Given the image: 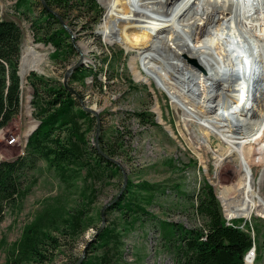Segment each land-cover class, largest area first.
Returning a JSON list of instances; mask_svg holds the SVG:
<instances>
[{"label": "rangeland", "instance_id": "rangeland-1", "mask_svg": "<svg viewBox=\"0 0 264 264\" xmlns=\"http://www.w3.org/2000/svg\"><path fill=\"white\" fill-rule=\"evenodd\" d=\"M14 2L15 0H0V16L14 20L22 29L20 58L23 47L30 43L34 46H42L38 52L45 55V59H43L44 66L42 65L41 71L31 69L26 72L24 79L20 76L19 111L7 126L0 129V161L12 160L24 153L26 136L31 131H29V127L35 126L38 121L32 115V88L27 79L29 73L34 72L37 76L62 83L65 71L81 56L83 65H88L91 67V71L97 72L100 84H96L92 76L88 75L84 79V84L68 81V85L79 93L86 106L98 110L100 134L109 133L115 129L121 130L124 140L122 151L126 157H116L115 159L126 172L127 180L130 178L133 183L145 181L156 185L157 188L152 203L146 206L151 216H148L143 224H137L135 229L124 238L123 254L128 264H176L173 251L168 250L162 241L159 220L180 223L185 228L200 226L202 219L194 212L192 202L204 182L212 185L227 223L240 218L252 221L253 216L264 220L260 215L254 213L249 217H231L225 213L219 193L225 184L238 178L242 169L239 157L230 154L217 165V157L222 153L223 148L227 149V145L220 141L219 136L203 128L197 121L185 122L184 119L187 118H183V112L179 108V104L182 103L179 102L178 107L173 105L168 91L159 81L160 87L152 79L149 84L135 81L130 63L139 53V49L135 46L137 41H135L136 39L129 41L131 38H127L126 35L116 37L115 40H108L110 35H114L122 26H112V13L106 10L103 3L98 0L103 14L100 22L94 28V36L75 40V54L68 61L59 62L49 57L53 51L50 44L45 45L33 41L30 23L14 13ZM33 8L35 12L38 11L36 6ZM204 10L205 12L201 10L202 14L207 15L208 10L205 8ZM220 10H222L221 7H216V11ZM192 16H196V19L199 20L201 13L193 11ZM122 29L124 28L122 27ZM252 35L260 51L264 54V37L255 33ZM222 37H224L223 44L218 40L208 49L216 59L219 55L228 60L227 64H231L238 57L241 47L234 42L233 37L227 38L224 35ZM258 38L263 39V42ZM20 58L18 74H20ZM250 58L248 56L249 60ZM255 68L258 76L264 79V65H255ZM138 69L139 71L144 69L141 61L138 64ZM223 72H209L211 76L204 79L206 81L204 87L198 88L196 91L187 84L186 72L172 73V78L179 87L176 89L181 90L184 94L190 92L197 99L198 110L202 111V116L198 115V117L204 119L203 122L209 126V129H213L212 126L218 124L216 119L207 118L213 115L205 114L207 111L205 106L208 104L214 106L216 103L212 100L220 98L219 94L222 90L220 86L227 85L231 75L221 81L219 77ZM246 81L245 77L243 83H239V85L237 82L232 85L228 83L232 86L230 89H232L234 100H230L232 97H229L226 99L227 101L224 100L220 105L216 104L215 106L218 110L216 116L221 115V118L232 120L224 128L228 127L231 140L235 142L256 131L258 127L251 126L252 122L248 123L254 114L264 116V109L254 101L255 85L247 90ZM176 89H173L175 93H177ZM187 101L190 102L189 98ZM185 105L190 106L188 103ZM157 106L160 110L161 122L158 120ZM182 106L184 107V104ZM231 110L235 113L229 118ZM245 111L248 112L247 116L245 115L246 118L241 115L242 113L246 114ZM141 112L150 113L155 124L148 122L141 124L136 116V113ZM249 114L250 116H248ZM150 117L144 115L143 119L147 120ZM242 124H247L250 127L243 129L246 130L245 134L241 132ZM93 135L94 133L90 134L91 144L95 142ZM242 151L255 178L256 189L264 199V139L261 142H253L244 146ZM47 164L43 159L38 160L36 168L30 172V176L36 179L35 184L29 188L24 198L17 200L15 205L7 207L4 211L0 221V264L5 263L8 250L19 239L23 227L30 223L46 205L59 201L68 210L81 203V197L78 194L79 188H76V185H80V181H75L71 187H65L66 184ZM109 183H95L96 196L90 206V215L94 217L93 224L75 238H64L61 235L59 253L51 264H69L68 257L70 255L80 257L85 242L95 232V225H100L98 213L118 193L122 177H114ZM114 215L105 217L111 220ZM257 225L264 232V223L259 221ZM239 226L243 227L244 222ZM261 252L262 258L257 264H264V247ZM256 255L254 246V251L250 253V257H253L252 264Z\"/></svg>", "mask_w": 264, "mask_h": 264}, {"label": "trees", "instance_id": "trees-1", "mask_svg": "<svg viewBox=\"0 0 264 264\" xmlns=\"http://www.w3.org/2000/svg\"><path fill=\"white\" fill-rule=\"evenodd\" d=\"M44 1L46 7L40 0H15L13 11L29 21L34 42L51 45V59L66 62L75 54V40L94 36L103 9L97 0ZM21 38V27L14 20L0 16V129L19 111ZM88 75L100 84L97 72L91 71L88 65L77 68L69 81L84 84ZM27 79L32 88V115L39 124L28 136L23 154L0 161V221L5 209L24 198L35 184L36 179L30 172L40 159L55 170L65 187L80 181L76 188H79L81 203L68 210L59 201L46 205L23 227L19 239L8 250L4 264H51L59 253L61 235L75 238L93 224L90 206L96 196L95 183L110 184V180L122 177V173L117 164L101 155L90 143L91 133L95 141L96 119L82 109L73 93L61 82L37 76L34 72H30ZM144 115L151 116L150 113H136L141 124H155L151 117L144 120ZM98 144L111 158L125 156L120 129L99 134ZM156 189L154 184L133 183L128 178L119 199L105 212V216L115 214L114 217L106 219L105 227L96 235L99 226L95 225V236L85 242V257L80 264H128L123 254L124 238L151 216L146 206L155 198ZM194 199L192 207L202 219L200 226L185 228L180 223L159 220L162 241L173 251L176 264H244V257L254 246L257 255L253 264L261 260L264 232L257 222L264 223V220L253 216L252 221L240 218L227 223L214 189L207 182L199 188ZM97 216L100 218L99 213ZM242 222L244 226L240 227ZM78 258L70 255L68 263L74 264Z\"/></svg>", "mask_w": 264, "mask_h": 264}, {"label": "bare ground", "instance_id": "bare-ground-1", "mask_svg": "<svg viewBox=\"0 0 264 264\" xmlns=\"http://www.w3.org/2000/svg\"><path fill=\"white\" fill-rule=\"evenodd\" d=\"M99 1L103 3L107 11H111L112 26H122L124 28L120 27L114 35H110L108 40H115L116 37L126 35L127 38H131L129 41L134 39L137 41L135 46L139 49V53L130 63L135 81H143L149 84L150 79H152L158 86L160 82L168 91L173 105L177 106L179 102L184 104V107L179 104V108L183 112V118H187L184 119L185 122L197 121L203 128L219 136L220 141L227 145V149H222V153L217 157V165L230 154L239 157L242 169L238 178L225 184L219 193L225 213L231 217H249L253 213L264 216V199L256 189L255 178L244 159L242 151L244 146H248L253 142H261L264 139V116L254 114L248 123L252 122L251 126H257L256 131L235 142L231 140L228 127L224 128L232 120L221 118V115L216 116L218 110L215 107L216 104L220 105L224 100L232 97V89H230L232 86L228 83L232 85L237 82L239 85V83H243V78L246 77L247 90L255 85L254 101L264 109V79H261L258 73L255 72V65H264V54L252 37L253 33L264 37V0ZM216 7H221L222 10L216 11ZM204 8L208 10L207 15L201 12V10L205 12ZM193 11L201 13L199 20L196 19V16H192ZM161 33L162 35H159ZM222 34L227 38L233 37L234 42L241 47L238 57L231 64H227L228 60L219 55L216 59L208 49L218 40L223 44L222 39L224 37H222ZM258 40L263 42L261 38H258ZM41 47L30 43L23 47L19 64L22 79H24L26 72L31 69L42 70L45 55L38 52ZM248 56L251 57L250 60ZM140 61L144 67L142 71L138 69ZM176 71L186 72L185 80L195 91L204 87L206 83L204 79L210 77L212 72L224 71L219 77L221 81L231 75L232 82L229 79L227 85L220 86L222 89L219 94L220 98L212 100L216 104L205 106L207 108L205 114L213 115L207 118L216 119L217 121L218 125L212 126L213 129H209V126L203 122L204 119L198 117V115L202 116V111L199 112V106L196 104L197 99L194 95L190 92L184 94L181 90L176 89L178 85L172 78V73ZM200 80L201 82H199ZM174 88L177 93H175V90L173 91ZM188 98L190 102L187 101ZM232 98L230 100H234V97ZM185 103L190 104V106L185 105ZM156 112L158 120L161 122L162 118L158 106ZM234 113L235 111L231 110L229 118L234 116ZM247 114L248 112L241 115L246 118ZM247 124L241 125L243 134L246 133V130L243 129L250 128ZM33 128L34 125L30 126L29 131ZM251 249L244 257V264H252L253 257H250V253L254 249Z\"/></svg>", "mask_w": 264, "mask_h": 264}, {"label": "water", "instance_id": "water-1", "mask_svg": "<svg viewBox=\"0 0 264 264\" xmlns=\"http://www.w3.org/2000/svg\"><path fill=\"white\" fill-rule=\"evenodd\" d=\"M40 1H41V3L46 7L45 1H44V0H40ZM97 2H98V0H97ZM63 25H64V27H65L66 29H68L67 26H66L65 24H63ZM83 64H84V63H83V61H82V59H81V56H80L79 59H78V61H77L75 64H73L72 66H70V67L65 71V73H64V75H63L62 84H63V86H64L67 90H69L71 93H73V95H75V96L77 97V99H78V101H79V103H80L82 109L85 110L86 112L90 113L92 116L95 117V119H96V129H95V142H94V146L96 147L97 151H98L101 155H103V156H104L105 158H107L108 160H110V161L114 162L115 164H117V165L119 166V168H120L121 173H122V183H121V187H120L118 193L115 195V197H114L113 199H111L108 203H106V204L101 208V210H100V212H99V214H100V225H99V227H98V229H97V231H96V233H95V235H96V234H98V233H99V232L105 227V224H106L105 212H106L107 208H108L110 205H112L113 203H115V202L119 199L120 195L122 194V192H123L124 189L126 188V185H127V175H126V172H125V171L123 170V168L121 167L120 163H119L116 159L107 156V155L101 150V148L99 147V144H98V137H99V134H100V132H99V131H100V116H99L98 110L86 106V105L84 104V102L82 101L81 96L79 95V93H78L75 89H73L70 85H68V81H69V77H70L71 73H72L73 71H75L77 68L83 66ZM18 75H19V78H20V74H18ZM38 124H39V121H36L34 128H33V129L31 130V132L26 136V141H27V139H28V136H29V135H30V134L36 129V127L38 126ZM261 217L264 218V216H261ZM95 235H93V237H94ZM90 240H91V239H89L87 242H89ZM85 247H86V245H84L80 257L78 258V260H77L74 264H80V263L82 262V260L84 259V257H85Z\"/></svg>", "mask_w": 264, "mask_h": 264}, {"label": "built area", "instance_id": "built-area-1", "mask_svg": "<svg viewBox=\"0 0 264 264\" xmlns=\"http://www.w3.org/2000/svg\"><path fill=\"white\" fill-rule=\"evenodd\" d=\"M254 249V247H252V249L251 250H253Z\"/></svg>", "mask_w": 264, "mask_h": 264}]
</instances>
